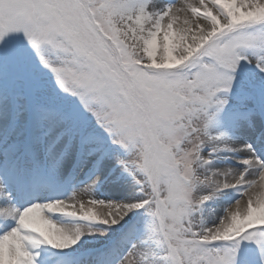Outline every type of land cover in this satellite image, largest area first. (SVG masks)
Instances as JSON below:
<instances>
[{
  "label": "snow or ice",
  "instance_id": "snow-or-ice-1",
  "mask_svg": "<svg viewBox=\"0 0 264 264\" xmlns=\"http://www.w3.org/2000/svg\"><path fill=\"white\" fill-rule=\"evenodd\" d=\"M0 264H264V0H0Z\"/></svg>",
  "mask_w": 264,
  "mask_h": 264
},
{
  "label": "rangeland",
  "instance_id": "rangeland-1",
  "mask_svg": "<svg viewBox=\"0 0 264 264\" xmlns=\"http://www.w3.org/2000/svg\"><path fill=\"white\" fill-rule=\"evenodd\" d=\"M181 1L182 0H176V2L179 4V3H181ZM183 3V2H182ZM181 3V4H182ZM213 131L215 132V133H217V134H219L220 132H229L230 133V129L226 126L225 127V125H222V126H220V127H215L214 129H213Z\"/></svg>",
  "mask_w": 264,
  "mask_h": 264
},
{
  "label": "bare ground",
  "instance_id": "bare-ground-1",
  "mask_svg": "<svg viewBox=\"0 0 264 264\" xmlns=\"http://www.w3.org/2000/svg\"><path fill=\"white\" fill-rule=\"evenodd\" d=\"M182 2L184 3V0H182L181 3H182ZM192 2H195V0H192ZM181 3H179V4H181Z\"/></svg>",
  "mask_w": 264,
  "mask_h": 264
}]
</instances>
